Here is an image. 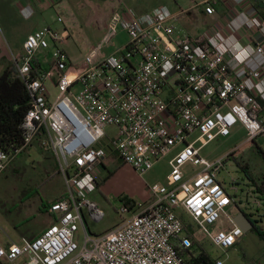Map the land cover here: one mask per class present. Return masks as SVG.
Wrapping results in <instances>:
<instances>
[{
	"label": "built area",
	"instance_id": "obj_1",
	"mask_svg": "<svg viewBox=\"0 0 264 264\" xmlns=\"http://www.w3.org/2000/svg\"><path fill=\"white\" fill-rule=\"evenodd\" d=\"M220 1L232 10L250 5L249 0H205L204 12L214 15ZM180 15L166 6L143 15L116 12L108 41L122 29L126 45L75 76L65 49L71 37L67 28L37 30L27 36L22 53L12 54L31 107L24 144L10 152L0 148V172L38 138L55 155L66 193L49 209L57 221L32 240L0 247L1 264L23 257V264H190L179 251L193 248L188 225L196 237L204 235L226 250L244 235L233 221L234 198L220 179L238 149L217 160L201 151L237 125L246 129L247 143L264 139V44L259 42L264 19L245 20L244 41L236 30L194 36L179 26ZM40 51H49L55 63L54 99L50 74L34 75ZM108 127L116 133H107ZM112 154L141 176L171 156L170 173L166 184L149 187L148 201L124 207L130 217L95 235L87 217L99 222L105 213L91 195Z\"/></svg>",
	"mask_w": 264,
	"mask_h": 264
},
{
	"label": "rangeland",
	"instance_id": "obj_2",
	"mask_svg": "<svg viewBox=\"0 0 264 264\" xmlns=\"http://www.w3.org/2000/svg\"><path fill=\"white\" fill-rule=\"evenodd\" d=\"M89 2L90 0H81V2H79V0H73L75 9L79 3L85 5L86 8L85 11L78 10V14L74 15V18L77 17L78 25L75 29H72V38L68 48L73 63V65L69 67V72L73 76L83 72L99 59L108 56L112 49V46L110 47L112 42L108 41V33L105 28L107 15L104 12L97 13L96 11L88 10ZM164 2L165 0H143V3L148 7L158 4L162 5ZM95 3L103 5L101 0H95ZM7 5L9 4L5 1H0V19H4V21L11 20L13 16L17 15L11 10L7 11ZM75 9L74 13H76ZM190 15V13H187L186 17ZM58 16L59 12L50 8L43 17H35L33 20H24L22 22L26 30L34 25L42 23L52 27H58L61 24L56 23ZM77 22L74 20V23ZM178 24L179 26L182 24L180 19ZM10 27L11 26H9V41L7 39V34H4V30L3 32L0 30V48L6 54L4 58L10 56L9 59H0V75L3 72L5 63L11 61V51L14 50V45L18 39L19 32H17V29L11 30ZM191 29L197 31L200 27L192 26ZM202 29L203 28L200 30ZM120 40L121 38H119V41ZM7 52L9 53L8 56ZM16 52L17 51H15V53ZM40 58L41 61H44V57L40 56ZM50 90L52 99H54L59 91L53 86L50 87ZM106 131L110 135L116 133L113 127H108ZM247 140L248 134L246 129L241 125H237L232 130L230 136L220 137L204 147L201 151V155L208 160H217L226 158L233 151L238 149L234 157L239 159L242 165L248 166L252 175L256 177L258 184L264 183V159L257 153L258 147L264 150V139H258L253 143H247ZM20 157H23V161L28 164L30 171L27 170L21 175L7 172L0 176V207L2 204L9 205V207L14 205V203L18 204L19 198L22 197L21 194L23 190L26 189L24 187L31 178L33 167H36L37 171H44V168H46L43 157H41L36 150L33 151L32 156L24 157L21 155ZM170 159L171 156H167L159 161L150 172L141 176L130 165L124 164L118 155L114 158L109 156L105 163V168L100 171L101 183H103L108 176L110 177H108L107 181L100 185L99 189L91 195V199L104 211L105 218L102 221L96 222L87 217V227L89 231L95 235L106 233L130 217L132 213L123 211L126 206L123 199H132L138 203L148 201L150 198V186L155 184H166V177L170 173ZM55 170L56 167H53L51 171L49 170V174H45V176H51L50 180H52V182L46 184L47 186H44L43 191L41 189L42 192H48L52 184L53 192L50 193V196H55L63 190L61 182L62 177L57 174ZM41 177H44L43 173ZM220 179L234 198L235 207L231 210L232 215L237 214L239 211H244L248 214H253L255 220L264 224V200L259 197L258 193L254 192L252 186L248 185V179L244 172L230 156L226 161L225 170L220 174ZM232 180L237 182L235 186H233ZM29 185L36 189L35 183ZM27 190L29 189L25 191ZM37 200V196L32 198L30 205L31 211H36ZM43 216L42 214L37 215L36 223L41 222L44 219ZM185 220L187 221L188 219L186 218ZM5 230H8V225L0 215V238L5 237ZM246 236V240L253 238L250 244H236L237 246L234 249L231 248L227 250L216 247L206 239L204 235L198 236V239L199 243L203 248L205 247L214 261L220 259L224 264H252L261 252L260 247L264 245V241L260 239L261 237L255 230L250 231Z\"/></svg>",
	"mask_w": 264,
	"mask_h": 264
},
{
	"label": "crops",
	"instance_id": "obj_3",
	"mask_svg": "<svg viewBox=\"0 0 264 264\" xmlns=\"http://www.w3.org/2000/svg\"><path fill=\"white\" fill-rule=\"evenodd\" d=\"M0 1H5L7 4H9L7 5L8 7L7 11L11 10L15 13V15L17 14L16 16H13L11 20L8 21H4V19L2 20L0 19V30L2 32L4 30L5 32L4 34L5 35L7 34V39L10 38L9 26H11L10 27L11 30L17 29V32H19L18 39L14 45V50L11 51L12 54H16V53L20 54L23 52L24 42L29 34L49 26L45 23H42V24L34 25L28 30H26L24 29L25 25H23L24 23L22 21L24 20L30 21L33 20L35 17L36 18L43 17L50 8L54 9L59 12L58 19L62 18L63 22L58 27H53V28L58 30L67 28L71 34L70 37L71 40L72 29L73 28L75 29V27L78 25L77 17L74 18V15L78 14L77 13L78 10L79 11L86 10L85 5H82L81 3H79V5L76 6L77 8L75 9L73 0H0ZM204 1L205 0H167V1L165 0V2L162 5L158 4L148 7L146 6V4L143 3V0H101L103 5L99 3H95V0H90L88 10L96 11L97 13L104 12L107 15L105 28L106 31H108L110 21L116 12L120 11L124 13L127 10H132L137 15H143L153 11L159 6H166L173 13L181 14L180 15V22L182 23L181 27L194 36H201L204 33L208 32L209 30H221L225 33H229L230 31L236 30L237 36L244 39V41H248L247 39L244 38L245 33L243 30V24L245 20L253 15L259 16L264 19V0H251L249 6L247 7L245 6L242 9H233V10L231 7H227L223 1H220L216 6V13L214 15H207L204 12V4H203ZM79 2H81V0H79ZM74 9L76 13H74ZM187 13H190L191 15L186 17ZM58 19H56V23H60ZM74 20L77 23H74ZM192 26H196V27L199 26L200 29L201 28L203 29L202 30L198 29L197 31H193L191 29ZM115 36H114L115 39L113 37V39L111 40L112 43L110 44V47L112 46V49L110 51V54L114 52V50H116L117 48L125 46L127 43V39H128L127 34L122 29H119ZM119 38H121L120 41ZM70 40L65 46V49L68 52L69 56L70 53L68 48H69ZM259 42H262L264 44L263 39H260ZM15 51L17 52L15 53ZM4 55L6 54L0 48V59L10 58V56H8L9 55L8 52H7L8 57L4 58ZM40 56L44 57V61L43 60L41 61ZM102 59H99L97 62H99ZM36 60H38V62L42 66L41 70L50 74V80L48 81L49 89L51 86L55 87L57 74H56L55 63L51 57V53L49 51L46 52L40 51L38 53ZM72 65L73 63L71 64V66ZM34 150H36L41 155V157H43L46 168H44V171L43 170L37 171V168L33 167L32 169L33 173L31 175V178L27 181V184L24 187L29 190L27 191H25L26 189L23 190L21 194L22 197L19 198L18 204L14 203V205H11V207H9V205L7 206L6 204H2V206L0 207V215L8 225V230L7 231L5 230L4 232L5 237L0 238V247L2 246L7 247L11 243L21 244L24 238L32 240L38 237L39 235H41L49 226H51L57 221V216L51 214L49 212V209L54 202L60 200L65 195L66 185L62 175L60 174L59 163L55 155L53 154V152L45 150L43 145L41 144V141L38 138L35 139L28 146V148L25 151H23L21 154L11 157L6 165V168L0 172V176L3 173H7V172L21 175L27 170L30 171V168H28V164L25 163L23 161V157L20 156L21 155H23L24 157L32 156ZM110 156L114 158L117 157V154H112ZM53 167H56L55 172L62 177L61 182L63 185V190L61 193H58L55 196H50V193L53 192L52 184L50 185L48 192L46 191L42 192V191L44 189V186H47L46 184H50L52 182V180H50L51 176L49 175L45 176V174H49L51 169H53ZM103 168H105V166ZM42 173L44 174V177H41ZM31 183H35L36 189H34L29 185ZM35 196L38 197L36 211H31L30 210L31 201L32 198H34ZM233 207H235V205ZM41 214L44 215L43 216L44 219L41 222L36 223L37 215H41ZM235 215L236 214H234V216ZM252 220L255 219L252 217ZM229 227H230L229 224L225 226V228H229ZM253 230L254 229L250 231ZM250 231H248L247 233H249ZM247 233H244V235L239 239L237 245H243V244L247 245L253 241V238H249V240L248 239L246 240ZM260 239L263 240L262 238ZM235 247H233L232 249H234ZM260 248H261V252L259 253L258 257H256L257 259H255L254 263L252 264H264V245H261ZM26 260L27 257H23L13 264H23ZM216 260H220V259H216ZM216 260L214 264H216Z\"/></svg>",
	"mask_w": 264,
	"mask_h": 264
},
{
	"label": "trees",
	"instance_id": "obj_4",
	"mask_svg": "<svg viewBox=\"0 0 264 264\" xmlns=\"http://www.w3.org/2000/svg\"><path fill=\"white\" fill-rule=\"evenodd\" d=\"M251 3V0H249ZM42 66L35 60L34 75H38ZM39 70V71H38ZM264 105V102H262ZM31 107L30 94L18 76L16 66L12 60L5 63L2 74L0 75V148L10 152L18 149L24 144L25 131L23 128L24 119L28 110ZM257 153L264 159V150L258 147ZM235 153L230 155V158L235 160L239 168L244 172L248 179V185L253 187L255 193L264 200V183L258 184L255 176L252 175L248 166L241 164L239 159L234 157ZM110 177V176H108ZM107 177V178H108ZM107 178L103 181L106 182ZM103 183L99 184L102 185ZM98 187V189H99ZM58 201V200H57ZM126 206L133 208L135 201L132 199H123ZM248 214V213H247ZM251 218L253 214H248ZM255 222L254 230L264 240V224L258 220ZM189 237L193 239L194 245L191 250H179L180 254L186 257L190 264H214L208 252L199 243L198 237L194 235L191 227L187 226ZM1 264V263H0Z\"/></svg>",
	"mask_w": 264,
	"mask_h": 264
},
{
	"label": "water",
	"instance_id": "obj_5",
	"mask_svg": "<svg viewBox=\"0 0 264 264\" xmlns=\"http://www.w3.org/2000/svg\"><path fill=\"white\" fill-rule=\"evenodd\" d=\"M233 221L237 226L242 228L244 233H247L255 227V222L244 211H239L235 216H233Z\"/></svg>",
	"mask_w": 264,
	"mask_h": 264
}]
</instances>
